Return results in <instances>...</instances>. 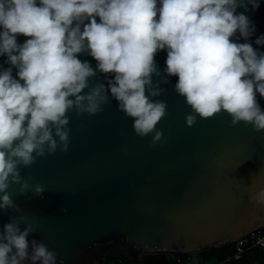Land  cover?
Wrapping results in <instances>:
<instances>
[{"label":"clouds","instance_id":"1","mask_svg":"<svg viewBox=\"0 0 264 264\" xmlns=\"http://www.w3.org/2000/svg\"><path fill=\"white\" fill-rule=\"evenodd\" d=\"M260 7L261 0H0V56L11 65L0 71V192L10 177L20 183L18 167L32 165L33 153L44 156L46 145L56 151L53 133L67 151L69 110L101 111L108 100L105 85L84 93L97 70L114 74L108 90L119 110L133 118L136 134L155 131L154 141L160 140L156 126L167 115V103L150 99L161 90H146L153 74L160 75L161 51L167 53L165 73L178 77L175 91L196 114L186 117L188 126L197 116L227 113L232 126L243 121L264 130L257 99V93L264 99V51L253 46L257 29L246 14ZM20 36L27 38L22 44ZM254 43L264 47V33ZM82 53L97 62L96 69L78 58ZM43 191L37 185L36 194ZM250 199L264 205V188ZM0 200V208L15 207L8 194ZM32 230L5 225L0 264L29 258ZM31 246L32 264H56L46 245L33 240Z\"/></svg>","mask_w":264,"mask_h":264},{"label":"water","instance_id":"2","mask_svg":"<svg viewBox=\"0 0 264 264\" xmlns=\"http://www.w3.org/2000/svg\"><path fill=\"white\" fill-rule=\"evenodd\" d=\"M246 14L257 29L253 46L264 51L254 43L264 33V0L259 11ZM26 39L20 36L17 42ZM166 57V51L156 54L160 75L153 74L146 90H161L150 99L167 103V115L156 126L163 133L160 140L154 141L155 131L136 134L133 118L119 110L108 90L114 74L97 70L84 93L105 85L102 94L108 100L101 111L78 115L69 110L67 151L53 133L56 151L46 145L44 156L33 153L32 165L18 167L20 183L10 177L0 197L8 194L15 207L0 208V235L9 223L21 231L33 229L29 258L22 264H32L33 240L55 254L56 264L141 262L143 256L221 249L264 229V205L250 199L264 188V130L243 121L232 126L227 113L197 116L188 126L186 117L196 114L175 91L178 77L165 73ZM78 58L96 69L87 53ZM6 60L0 56V71L11 67ZM257 99L264 111L258 93ZM37 185L44 189L41 195Z\"/></svg>","mask_w":264,"mask_h":264},{"label":"trees","instance_id":"3","mask_svg":"<svg viewBox=\"0 0 264 264\" xmlns=\"http://www.w3.org/2000/svg\"><path fill=\"white\" fill-rule=\"evenodd\" d=\"M236 251L235 244L221 249L211 250L200 254L179 255V256H143L141 262L121 259L129 264H184L185 261L200 259L206 264H264V256L258 248L247 250L240 259L228 260ZM118 259H107L98 264H117Z\"/></svg>","mask_w":264,"mask_h":264},{"label":"built area","instance_id":"4","mask_svg":"<svg viewBox=\"0 0 264 264\" xmlns=\"http://www.w3.org/2000/svg\"><path fill=\"white\" fill-rule=\"evenodd\" d=\"M261 240H264V229L261 231L252 233L248 235L247 237L237 241V243L235 244L236 251L232 257L228 258V260H231V259L238 260L242 257V255L247 250L252 249V248H258L259 250H261L264 256V243L258 242ZM196 261H199V264H206L200 259H197ZM117 264H129V263H124L123 261L119 260Z\"/></svg>","mask_w":264,"mask_h":264}]
</instances>
